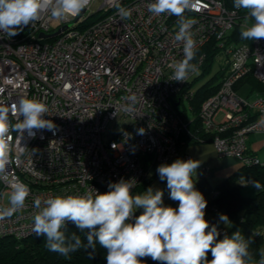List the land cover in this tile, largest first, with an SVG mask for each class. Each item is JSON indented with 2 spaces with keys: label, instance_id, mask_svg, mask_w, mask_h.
I'll use <instances>...</instances> for the list:
<instances>
[{
  "label": "built area",
  "instance_id": "obj_1",
  "mask_svg": "<svg viewBox=\"0 0 264 264\" xmlns=\"http://www.w3.org/2000/svg\"><path fill=\"white\" fill-rule=\"evenodd\" d=\"M100 1L101 15L92 22L89 5L78 17L59 20L56 29L50 26L54 19L44 15L11 38L0 33V101L11 106L22 98L38 99L48 107L43 118L55 125L34 129V135L11 133L9 181L27 184L30 195L22 209L0 220V238L33 235L36 198L105 193L122 178L134 180L133 192L147 178L150 163L191 159L180 150L181 136L195 120L184 118L179 108L187 103L185 112L192 110L193 90L184 88L199 74L206 52L192 61L198 72L176 82L168 65L184 57L183 43L174 40L178 18L151 14L147 5L153 0ZM118 7L130 9L131 18L121 20ZM184 15L195 20V53L212 41L224 72L218 90L199 106L191 141L207 132L219 157L261 164L248 154L246 141L264 131V97L249 101L234 86L249 73L264 85V39L233 40L236 25L248 26L233 0H194ZM58 30L51 38L39 37ZM10 120L18 122L16 116ZM6 193L10 184L0 180V208L9 206ZM169 197L163 194V203Z\"/></svg>",
  "mask_w": 264,
  "mask_h": 264
},
{
  "label": "clouds",
  "instance_id": "obj_2",
  "mask_svg": "<svg viewBox=\"0 0 264 264\" xmlns=\"http://www.w3.org/2000/svg\"><path fill=\"white\" fill-rule=\"evenodd\" d=\"M193 3L194 0H153L147 5L155 16L178 18L174 40L183 43L184 57L168 65L172 69L171 79L176 82H184L198 72L197 65L192 63L195 41L191 29L195 20L184 15ZM90 4L91 0H0V33L11 38L44 15L61 21L75 18ZM233 7L245 12L248 24L240 33L241 39H264V0H233ZM117 14L121 20L131 18V10L124 7H118ZM46 114V104L35 98H22L11 106L0 101V180L11 188L9 206L0 208V220L22 209L30 195L27 184L18 179L9 181L11 133L27 130L34 135V129L52 130L55 125L43 118ZM10 115L16 116L18 122L13 124ZM143 132L140 129L138 134ZM199 166L200 162L192 159H176L158 166L159 179L166 180L170 199L179 202L177 208L164 206L163 191L159 189L149 187L142 194L133 195L134 180L122 178L109 183L105 193L92 189L84 195L49 196L43 201L36 198L34 207L39 211L33 216L32 232L46 237L49 251L62 256L81 248L95 250L98 243L106 249L107 264H143L144 257L161 264H264V252L255 260L249 251L252 240L245 239L239 230L217 240V226L210 227L205 219L207 201L194 188L193 176ZM250 183L259 189L258 182ZM141 208L143 212L134 216ZM219 219L229 223L224 214ZM67 222L74 223L80 232L86 231V243L76 233L66 236L63 229ZM208 252L213 257L210 261Z\"/></svg>",
  "mask_w": 264,
  "mask_h": 264
},
{
  "label": "trees",
  "instance_id": "obj_3",
  "mask_svg": "<svg viewBox=\"0 0 264 264\" xmlns=\"http://www.w3.org/2000/svg\"><path fill=\"white\" fill-rule=\"evenodd\" d=\"M242 30L239 25L234 27L231 33L233 40H243L240 35ZM202 51L206 52L202 65V73H206L210 65L213 64L212 62L215 59L217 50L212 48V41H210L198 49L195 57ZM223 74V70L219 69L214 76L199 85L195 91L193 89L191 116L195 122L189 126V131L187 130L181 136V139L185 140V143H209L211 141L212 135L207 132L200 131L197 135V139L199 140L194 141H191V135L199 127L195 116L200 104L218 90ZM195 79L196 77L193 78V80ZM191 84V81L188 82L184 89L189 90ZM243 84L249 85L252 89L262 86L251 73L246 74L234 86L237 94L241 96H245V92L241 90ZM183 116L187 118L186 113ZM248 181L258 182L260 185V191L254 196H244L240 191L243 183H247ZM149 182L150 178H146L136 190L145 188ZM193 182L195 190L200 191L207 201L205 219L209 222L210 227L212 225L217 226L219 231L217 240L223 239L225 235L230 237L234 232L239 230L245 239L250 238L252 240L249 251L252 253L254 259L258 261L261 258L262 245H264V166L242 164L238 170L213 186L204 177L199 180L193 179ZM166 193L170 194V190L167 187L163 191V194ZM178 203V201H174L169 197L164 206L177 208ZM213 207L216 210H213ZM142 212L143 210H139L137 216ZM221 214L228 217L229 223L227 229L219 225ZM63 230L66 236L76 233L86 243V231L80 232L74 223L68 222ZM46 244V237L37 236L36 234L24 239H15L10 236L2 237L0 238V264H107L106 249L98 243L95 250L81 248L76 252L70 253L68 256H62L59 253L49 251ZM212 258L211 252H208L207 259L210 261Z\"/></svg>",
  "mask_w": 264,
  "mask_h": 264
},
{
  "label": "crops",
  "instance_id": "obj_4",
  "mask_svg": "<svg viewBox=\"0 0 264 264\" xmlns=\"http://www.w3.org/2000/svg\"><path fill=\"white\" fill-rule=\"evenodd\" d=\"M241 90L242 92H245V96L247 100L249 101H253L257 99L258 97H264V85H262L259 88L252 89L250 88L249 85L243 84L241 87ZM184 106H188V104L185 103ZM184 106H180L179 110L182 113V115L186 113L187 115L186 117H189L188 112L190 111L185 112L186 109ZM246 143H247L248 154L257 158L260 161V163H264V131L254 132V133L249 134L247 137ZM180 150L183 153L189 154L192 160H196L200 162V166L196 170L193 176V179L199 180L200 178L204 177L210 185L212 184V182L209 179L210 176L212 175L216 176V174L218 175L217 179L215 180V184H216L222 179H224L225 177L229 176L230 174L238 170L242 166L241 164L236 165V161H233V160L220 161V158H225V157H219L213 150L212 145L210 143H206V142L187 143L186 142L180 147ZM225 159H231V158H225ZM171 163H167V164H171ZM161 164H158V163L149 164L147 178H150V182L148 184H150L154 178L159 179V175L156 170L158 166H160ZM159 182L161 185L159 190L165 191L167 187L166 180L161 181L159 179ZM250 182H253V181H248L247 183H250ZM143 189L145 190V188ZM260 189L261 188L259 187L258 191H260ZM219 225L224 227L225 229L228 228V223L223 224L220 220H219ZM262 252H264V249H262ZM141 259H142L143 264H146V261L148 264H160L159 261H154L151 259V257H144Z\"/></svg>",
  "mask_w": 264,
  "mask_h": 264
},
{
  "label": "rangeland",
  "instance_id": "obj_5",
  "mask_svg": "<svg viewBox=\"0 0 264 264\" xmlns=\"http://www.w3.org/2000/svg\"><path fill=\"white\" fill-rule=\"evenodd\" d=\"M100 3H101L100 0H93V2L90 4L89 10H87L86 14L90 13L91 16L89 17L87 22H92L93 20H96V19H98L100 17L101 13L100 12H96L98 7H99V5H100ZM83 18L84 17L80 18V20H78V22L80 23ZM58 21L59 20H55L54 19L51 22V25H50L51 29H56L58 27ZM76 27L78 28V26H76ZM222 59H223V56H218L217 58H215L214 61L212 62L213 64L210 65V68H209V70L206 73H202V68H201L200 71H199V74L196 76V79L191 81V83H192L191 84V89L192 90L194 89V91H195V89L199 85L204 83L210 77L214 76L217 73V70L221 69ZM188 115L190 117L191 116V112H188ZM190 118H192V116ZM225 158H231V159H225ZM225 158H220V161L233 160V161H236V165H239V164L242 165V162L236 157H225ZM258 166H264V163H261ZM217 177H218L217 174H216V176L215 175L210 176L209 179L212 182V184H211L212 186L215 185V180L217 179ZM249 185H251V184L250 183H243L242 187L240 188V191H241V193L244 196H251V195L254 196L255 193L258 192L257 188L253 187L252 185L251 186H249ZM149 187H152L154 190L159 189L161 187L159 179L158 178H154L150 184L145 186V190L144 189L143 190L142 189L135 190V191H133V195L142 194ZM9 196H10L9 193L5 194L4 201L6 203L9 202ZM214 209L216 210V208H214ZM222 223L225 224L224 222H222ZM262 247H264V245H262ZM262 249H264V248H262ZM146 264H148L147 261H146Z\"/></svg>",
  "mask_w": 264,
  "mask_h": 264
},
{
  "label": "water",
  "instance_id": "obj_6",
  "mask_svg": "<svg viewBox=\"0 0 264 264\" xmlns=\"http://www.w3.org/2000/svg\"><path fill=\"white\" fill-rule=\"evenodd\" d=\"M58 32H59V30L56 31V32L50 33V34L40 33V34H39V37H41V38H43V39H44V38H51V37L57 35Z\"/></svg>",
  "mask_w": 264,
  "mask_h": 264
},
{
  "label": "bare ground",
  "instance_id": "obj_7",
  "mask_svg": "<svg viewBox=\"0 0 264 264\" xmlns=\"http://www.w3.org/2000/svg\"><path fill=\"white\" fill-rule=\"evenodd\" d=\"M163 204H164V203H163ZM67 223H68V222H67ZM67 223H66V224H67ZM33 234H34V233H33Z\"/></svg>",
  "mask_w": 264,
  "mask_h": 264
}]
</instances>
